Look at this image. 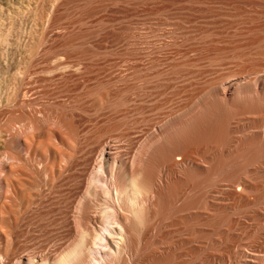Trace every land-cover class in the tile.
<instances>
[{"label":"bare ground","instance_id":"bare-ground-1","mask_svg":"<svg viewBox=\"0 0 264 264\" xmlns=\"http://www.w3.org/2000/svg\"><path fill=\"white\" fill-rule=\"evenodd\" d=\"M129 5L51 0L13 68L0 225L14 212L46 249L7 234L6 264H264V0ZM68 9L104 14L75 29ZM39 181L44 222L22 207Z\"/></svg>","mask_w":264,"mask_h":264},{"label":"rangeland","instance_id":"rangeland-1","mask_svg":"<svg viewBox=\"0 0 264 264\" xmlns=\"http://www.w3.org/2000/svg\"><path fill=\"white\" fill-rule=\"evenodd\" d=\"M137 1L138 0H133V1L129 0V4H130L129 6L133 5V3L137 2ZM50 4H51V0H49L48 2L46 0H20V1L19 0H0V50H1L0 51V88H1L0 89V98H1V95L4 96L12 88L11 86L13 84V81H15L14 80L15 77L13 78V76H15V75H13V74H15V73H13V71H14L13 68H14V66H16V65H18V64H20L22 62V59H23V57H22L23 55L22 54L27 50V48L31 47L30 44L32 45V42L34 41L33 37L35 39V37L37 36L38 32L40 31L41 26L45 23L47 15H48V12H49L48 9L50 8ZM27 11H29V12H27ZM67 11L70 14L68 16H66L67 18L65 17L62 20V21H64V23L67 22L66 24H64L65 26L64 25L63 26L66 27V25H68V26H70V28L75 26L74 27L75 29L79 28V26H81V25L84 26V25H89V24L93 25L95 23L97 24L98 22H96L97 21L96 17H99L100 14L101 15L104 14L102 12V13H99L97 15H94L93 17H87L85 19H80V14L79 13L77 14V12L75 10L68 9ZM22 14H25V15H22ZM132 17L133 16H129V23L132 20ZM92 18H94V20ZM135 18L137 19L138 17H135ZM74 20H76V21H74ZM92 20H93V22H91ZM74 22H75V24H74ZM70 24H72V25H70ZM76 24H78L79 26H76ZM165 27H166V31H164ZM168 27H171V26H169V25H163L162 26V28H164L163 31H164L165 34L160 36V37H154L153 36L154 33H146L145 34L146 36L150 35V37H148V39L150 41L154 40V38L155 39L157 38L155 41H153L150 44L154 45V44L157 43L156 45H158L163 40H167V39L170 40V37H169L170 33H166L167 30H170V28H168ZM64 30L65 29H63V27L59 28V31H64ZM151 36H153V37H151ZM164 37H166V38L162 39ZM159 38H161V39H159ZM158 40H160V42ZM147 46H148L147 49H146L147 52L149 51V49H151L148 52L149 55L151 53H152L151 55H154L155 53L152 52L153 48H150L151 47L150 45H147ZM166 51L169 52V54L170 53L173 54L171 49H170V51H169V49H167ZM167 52H165V53H167ZM40 65H42V63ZM38 72H40V73H36V74H38V75L43 74L41 70H38ZM36 74H32L31 76H35ZM43 75H45L44 77H47L46 76L47 75L46 72H44ZM43 75H40V76L43 77ZM45 83L47 84V82H41V83H36V84L37 85L41 84L40 86L42 88V85L44 86ZM53 85L54 84H52L51 86H53ZM39 87H38V89H39ZM43 183H45V185H43ZM38 184L42 185V187L40 185H38L39 189L41 187V189L39 190L40 191L39 195L38 194L36 195L34 201H32V200L31 201L30 200L25 201L23 203L22 207L25 210L24 214L27 217V220L30 219V218H37L41 222H44L46 220L47 216H48V215H46L47 214L46 213V211H47L46 209L48 208V206H47V204H48L47 203V201H48V197L47 196L48 195L46 196V194L49 193L48 192L49 191V186L44 181H39ZM3 189L4 190H2L3 192L1 193V194H3L2 195V197H3L2 199L4 200L3 202L5 204H7L8 206H12V207L17 205L19 203V201L17 200L18 198L15 197L16 195H12L11 192L7 193V191L9 192V189L6 188V187H4ZM43 189H44V191H43ZM6 194L8 196H6ZM4 196H6L5 197V199L7 198L6 200L4 199ZM39 197H41L42 199L40 198V200H39L38 199ZM44 197H46V198H44ZM45 199H47V200H45ZM39 202H40V205H39ZM33 205H36L37 208H36V206H33ZM32 210H34V211H32ZM3 213H5V214H3ZM0 215H1V211H0ZM2 215L7 217L6 226H8L7 227L8 231H7L6 227L2 228V225H0V264H6V260H7V258H6L7 251L4 248V240L7 237V234L9 236V238H11V241L13 243L18 239L19 241L21 240V242H23V244L25 243V245L27 244V246H28V245L31 244V241H32L31 234L36 232V233H38V235H40L39 238H38L40 240V242L42 244H44V245L46 244V239H45L46 235L43 234V233H45V232H43L44 229L42 230L40 228L39 231H34L32 229V227L29 226V224H25L22 227L24 233L22 232L23 234L21 236H19V233H17V232L20 230V228H19L18 224L16 223L17 214H15L14 212H9L7 214L5 211H2ZM5 229H6V231H5ZM9 231H11L10 234H9ZM44 248L46 249V245H45Z\"/></svg>","mask_w":264,"mask_h":264}]
</instances>
